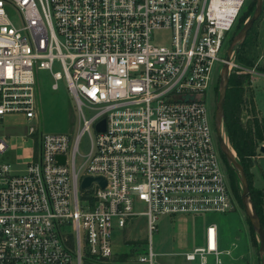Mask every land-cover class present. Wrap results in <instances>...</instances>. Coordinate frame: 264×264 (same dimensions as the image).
Masks as SVG:
<instances>
[{
	"label": "built area",
	"instance_id": "2783aa9c",
	"mask_svg": "<svg viewBox=\"0 0 264 264\" xmlns=\"http://www.w3.org/2000/svg\"><path fill=\"white\" fill-rule=\"evenodd\" d=\"M246 1L0 0V120L22 115L32 142L16 168L0 137V264H154L161 215L232 208L205 94L215 61L220 71L227 63L229 73L236 66L264 77L234 62V49L226 59L227 32ZM161 30L169 34L158 41ZM39 69L49 70L53 89L64 78L77 132L38 126ZM85 176L105 184L81 187ZM139 215L148 250L144 242L116 250ZM183 253L227 264L221 255L230 250L211 221L203 242Z\"/></svg>",
	"mask_w": 264,
	"mask_h": 264
},
{
	"label": "rangeland",
	"instance_id": "374dc122",
	"mask_svg": "<svg viewBox=\"0 0 264 264\" xmlns=\"http://www.w3.org/2000/svg\"><path fill=\"white\" fill-rule=\"evenodd\" d=\"M256 1H246L235 25L227 32L224 48L228 46L231 38L241 28L244 22H242L243 16L249 10L250 13L253 12ZM168 34V31L161 30L155 33V37L158 41H163L168 37ZM229 36L231 37L227 41ZM233 53V60L237 64L256 65L259 71L264 70V1L261 14L254 21L244 40L235 46ZM239 56L250 60V62H245L246 60ZM220 66L221 64L217 61L213 64L211 68L212 80L205 94L206 104L212 120L218 100ZM54 70H61L58 63L54 65ZM231 72L243 75V97L246 99L242 104L243 120L246 122L249 119L252 120L255 116L262 122L264 120V77L259 75L252 77L236 66L230 69ZM37 75L39 79L38 103L40 109L37 124L40 129L44 131L77 132L80 128L78 110L66 87L64 78L58 79L57 88L53 89L50 85L53 79L49 70L39 69ZM85 114L90 115L91 112L85 110ZM28 125L29 122L19 114H8L0 120V137H2V134L5 135L6 142L10 147L8 150L9 158L16 168L22 167V158L29 152L32 143L30 138L25 135L28 131ZM225 135L229 146L233 149L226 132ZM261 143L264 144V139L259 144ZM216 144L220 150L217 138ZM88 145V136L83 134L79 142V148L85 151ZM36 146L35 141L34 148ZM233 154L237 157L234 149ZM263 155L257 147L255 159L249 167L247 178L249 188L252 186L264 190V171L257 164L258 157ZM223 159L231 188L232 208L227 212L161 215L157 221V228L151 233L150 239L152 249L155 252L154 264H196V260L185 259L183 252L203 242L204 228L211 221L216 222L219 227L220 247L230 250V253H222L221 255L224 262L227 264H264V255L258 250V236L256 232L251 230L241 203L242 186L239 171L224 156ZM136 242L138 244L144 242V249L148 250L149 238L147 237L145 220L142 215L134 218L132 224L123 231L122 239H119L115 249L120 251L129 247L132 248V244ZM130 255L132 256L130 260L136 257V254L133 256V253H131ZM126 256L128 255L117 252L115 257L126 258Z\"/></svg>",
	"mask_w": 264,
	"mask_h": 264
},
{
	"label": "trees",
	"instance_id": "16d2710c",
	"mask_svg": "<svg viewBox=\"0 0 264 264\" xmlns=\"http://www.w3.org/2000/svg\"><path fill=\"white\" fill-rule=\"evenodd\" d=\"M250 14L249 10L243 16L242 22ZM239 57L246 60L245 62L247 63L250 62V60L242 56ZM243 93V75L231 72L228 77L222 121L230 144L236 151L237 158L242 164L248 178L249 167L255 159L257 147H259L260 141L264 139V120L261 122L255 116L252 120L249 119V122L243 120L242 104L246 101ZM249 194L250 201L264 226V190L251 186ZM249 225L251 230L255 232L250 222Z\"/></svg>",
	"mask_w": 264,
	"mask_h": 264
},
{
	"label": "water",
	"instance_id": "95a60500",
	"mask_svg": "<svg viewBox=\"0 0 264 264\" xmlns=\"http://www.w3.org/2000/svg\"><path fill=\"white\" fill-rule=\"evenodd\" d=\"M264 0H257L255 8L253 12L244 20L241 28L239 31L231 38L227 51H226V59L229 60L231 52L235 48V46L244 40L247 36V33L251 26L253 25L254 21L259 17L262 12ZM228 77H229V70L228 64L224 63L220 72V83H219V92H218V100L216 103V107L213 113V125L218 141V145L220 147L222 155L231 163L233 167H235L240 174L242 192H241V201L245 211V214L253 227L254 231L258 236L259 246L258 250L260 253L264 255V226L260 220L259 215L255 211L252 203L249 204V186L247 182V177L245 170L242 164L239 162L238 158L235 157L233 154V149H231L224 141L222 134H221V125L223 124L222 116L224 110V102H225V94L228 85ZM104 120L102 119L98 124L97 128H103ZM258 150L264 154V144H260ZM61 158V156H59ZM258 166L264 171V155L259 157ZM93 180H97L101 185L105 184V180L101 176H85L82 180L81 187H86L90 185ZM251 202V201H250Z\"/></svg>",
	"mask_w": 264,
	"mask_h": 264
},
{
	"label": "bare ground",
	"instance_id": "6f19581e",
	"mask_svg": "<svg viewBox=\"0 0 264 264\" xmlns=\"http://www.w3.org/2000/svg\"><path fill=\"white\" fill-rule=\"evenodd\" d=\"M221 133H222V136H223L225 142L227 143L226 135H225V133L223 131V126H222V129H221Z\"/></svg>",
	"mask_w": 264,
	"mask_h": 264
},
{
	"label": "crops",
	"instance_id": "0c3cea01",
	"mask_svg": "<svg viewBox=\"0 0 264 264\" xmlns=\"http://www.w3.org/2000/svg\"><path fill=\"white\" fill-rule=\"evenodd\" d=\"M32 144V143H31ZM217 227H218V225H217ZM204 231H205V228H204ZM220 230H219V227H218V234L220 235ZM220 240V239H219ZM221 242H222V238H221Z\"/></svg>",
	"mask_w": 264,
	"mask_h": 264
}]
</instances>
